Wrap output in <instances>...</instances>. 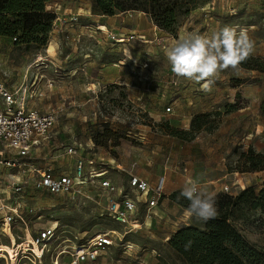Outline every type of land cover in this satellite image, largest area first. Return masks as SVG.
<instances>
[{"label": "rangeland", "instance_id": "374dc122", "mask_svg": "<svg viewBox=\"0 0 264 264\" xmlns=\"http://www.w3.org/2000/svg\"><path fill=\"white\" fill-rule=\"evenodd\" d=\"M91 2H56L62 16L45 41L0 36L6 61L0 78L18 88L38 77L45 94L31 105L57 112L51 143L35 154L41 167L78 134L83 141L93 136L98 153L151 184L166 180L164 204L148 222L141 214L142 228L126 235L123 245L116 242L95 264H185L168 239L183 228L204 229V221L184 216L189 202L179 198L186 202L180 204L176 197L190 178L215 192L217 202L230 203L225 211L230 222L264 247V213L251 196H242L246 189L257 194L264 189V74L241 66L228 69L205 92L201 84L176 77L163 54L185 32L232 26L248 30L255 41L249 60L257 58L264 67V0H183L182 15L167 30L141 11L90 14ZM77 14L79 20L71 21ZM51 44L55 51L49 54ZM171 105L173 113L165 114ZM6 176L15 180L19 174L13 169ZM28 190V205L40 211L45 225L58 223L62 231L42 264H52L60 249L70 250L94 235L127 231L103 217L104 200L90 199L88 193L71 200L34 191L31 183ZM127 243L133 245L131 256L121 253ZM3 245L10 247L0 235ZM69 257L62 256L60 264H70Z\"/></svg>", "mask_w": 264, "mask_h": 264}, {"label": "built area", "instance_id": "2783aa9c", "mask_svg": "<svg viewBox=\"0 0 264 264\" xmlns=\"http://www.w3.org/2000/svg\"><path fill=\"white\" fill-rule=\"evenodd\" d=\"M47 9L56 15V20L61 19V7L50 3ZM79 17L77 14L71 21H78ZM99 31L104 32L102 28ZM5 64L0 47V67ZM3 73L7 75L6 71ZM37 85L38 77L18 88L0 78V235L8 239L14 252H0V264H42L62 233L58 223L45 225L40 211L28 205L29 183L34 191L68 196L71 200L87 193L90 199L104 200L103 217L127 231L94 235L70 250L60 249L51 261L60 264V258L67 254L70 264H95L116 242L123 245L126 235L142 228L141 214L146 221L151 219L166 197V180L151 184L132 171L126 172L114 158L96 151L92 136L83 141L78 134L58 146L49 163L41 167L35 154L51 143L49 135L56 125L57 112L31 105L45 94ZM171 113L172 105L165 110V114ZM13 169L19 174L15 180L6 176ZM123 172L127 179L123 178ZM132 251L133 245L127 243L121 253L131 256Z\"/></svg>", "mask_w": 264, "mask_h": 264}, {"label": "trees", "instance_id": "16d2710c", "mask_svg": "<svg viewBox=\"0 0 264 264\" xmlns=\"http://www.w3.org/2000/svg\"><path fill=\"white\" fill-rule=\"evenodd\" d=\"M58 1L0 0V36L16 38L15 42L23 43L45 41L56 20V15L48 11L47 5ZM183 3V0H92L91 12L96 15L115 16L141 11L149 15L158 27L167 30L182 15ZM251 59L248 58L240 66L264 74V67L259 64V60ZM260 113L264 118V100ZM92 138L94 140L93 136ZM248 195L264 213V189L259 194L253 189L244 190L242 196ZM178 200L180 204L186 203ZM230 200L232 202V198ZM217 205L218 217L205 222L204 229L188 227L172 235L169 245L173 251L185 264H264V247L249 240L230 222L229 215L225 212L230 203L225 205L217 202Z\"/></svg>", "mask_w": 264, "mask_h": 264}, {"label": "clouds", "instance_id": "9594fccd", "mask_svg": "<svg viewBox=\"0 0 264 264\" xmlns=\"http://www.w3.org/2000/svg\"><path fill=\"white\" fill-rule=\"evenodd\" d=\"M255 50V41L247 29L224 26L209 33L185 32L163 49L171 72L179 78L201 84V90L211 86L228 69H236ZM131 59V53H127ZM179 198L189 203L184 209L186 218L207 222L219 215L217 194L201 186L196 178L188 179L180 190Z\"/></svg>", "mask_w": 264, "mask_h": 264}, {"label": "crops", "instance_id": "0c3cea01", "mask_svg": "<svg viewBox=\"0 0 264 264\" xmlns=\"http://www.w3.org/2000/svg\"><path fill=\"white\" fill-rule=\"evenodd\" d=\"M53 6H59V7H61V4H58V3H53ZM89 10V13L91 14V9L90 8H88ZM85 11H87V9H85ZM82 15V14H81ZM57 25V24H56ZM103 26H105L106 27V29H108V27L106 26V25H103ZM101 27H102V25H101ZM102 33H104V32H102ZM39 109V108H38ZM43 110H45V109H43ZM165 113V112H164ZM79 136V135H78ZM80 137V136H79ZM90 137V136H89ZM88 137V138H89ZM81 138V137H80ZM82 139V138H81ZM119 164V163H118ZM121 165V164H120ZM122 166V165H121ZM124 169H125V167L124 166H122ZM126 170V172L128 171H131V170H127V169H125ZM133 172V171H132ZM133 174H135L134 172H133ZM135 175H137V174H135ZM122 176H123V178H125V179H127V177H128V175L125 173V172H123V174H122ZM138 176V175H137ZM140 177V176H139ZM141 178H143V177H141ZM120 181V180H119ZM166 192H167V186H166ZM164 201H165V199L161 202V204L159 205V207H157L156 209H155V211L154 212H156L163 204H164Z\"/></svg>", "mask_w": 264, "mask_h": 264}, {"label": "bare ground", "instance_id": "6f19581e", "mask_svg": "<svg viewBox=\"0 0 264 264\" xmlns=\"http://www.w3.org/2000/svg\"><path fill=\"white\" fill-rule=\"evenodd\" d=\"M54 51H55V46H54V44H51L49 47L48 53L51 54ZM12 251L13 250L11 247H9V249L4 245L2 247H0V252H4V253L10 252L11 254H13Z\"/></svg>", "mask_w": 264, "mask_h": 264}, {"label": "water", "instance_id": "95a60500", "mask_svg": "<svg viewBox=\"0 0 264 264\" xmlns=\"http://www.w3.org/2000/svg\"><path fill=\"white\" fill-rule=\"evenodd\" d=\"M122 14H124V13H122Z\"/></svg>", "mask_w": 264, "mask_h": 264}]
</instances>
